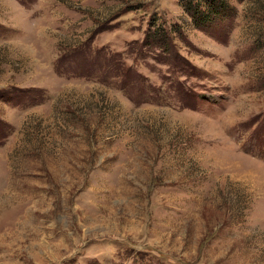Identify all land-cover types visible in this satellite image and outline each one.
Wrapping results in <instances>:
<instances>
[{"label":"rangeland","instance_id":"374dc122","mask_svg":"<svg viewBox=\"0 0 264 264\" xmlns=\"http://www.w3.org/2000/svg\"><path fill=\"white\" fill-rule=\"evenodd\" d=\"M224 1L0 0V264H264V0Z\"/></svg>","mask_w":264,"mask_h":264},{"label":"trees","instance_id":"16d2710c","mask_svg":"<svg viewBox=\"0 0 264 264\" xmlns=\"http://www.w3.org/2000/svg\"><path fill=\"white\" fill-rule=\"evenodd\" d=\"M196 28L208 27L213 18L223 20L227 9L224 0H177ZM212 20V21H211Z\"/></svg>","mask_w":264,"mask_h":264}]
</instances>
